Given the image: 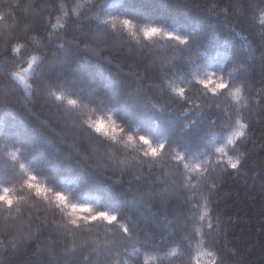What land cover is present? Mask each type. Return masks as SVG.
<instances>
[{
  "label": "snow or ice",
  "instance_id": "obj_1",
  "mask_svg": "<svg viewBox=\"0 0 264 264\" xmlns=\"http://www.w3.org/2000/svg\"><path fill=\"white\" fill-rule=\"evenodd\" d=\"M184 3L186 5L187 0ZM261 3L264 4V0ZM157 5L169 9L163 18L152 14L154 6ZM18 6L17 4L16 7ZM249 7L254 9V14L260 15L261 23L264 24V7ZM80 8L82 10L73 11L70 15V10L62 4L59 10L63 13V23L60 17L53 20V14L49 13L44 24L47 38L42 43L37 41L39 46L35 51L29 49L27 42L14 43L10 48L4 49L11 59L4 66H0V69L13 65L21 67L13 71L0 70V79L7 81V84H0V140L4 141L5 148L10 149L9 155L13 161L10 168L0 170V211L5 214V222L27 220L31 226L34 220L33 210L23 209L22 204H26L28 199L42 198L52 212L51 223L59 218L62 223L57 227L64 229L68 235L78 231L87 236L103 223L106 233H111L113 237L118 236L119 240L131 245L125 247L123 253L116 251V256L120 259L115 264H129L130 260L138 258L141 247L150 245L151 235L145 233L142 236L145 230L126 209L142 207L146 200L152 198L154 187L161 180L155 170L159 169L162 161L170 162L175 171L184 178L182 188H195L206 176L210 178L216 173L217 168H220L217 176L229 174V169L235 173L243 168L245 153L240 151V144L250 139L251 121L246 122L245 114V109L250 108V101L245 98V89L251 87V77L246 61L240 58L235 46L225 54L223 63H215L216 57L205 56L204 52L199 51L202 47L201 41L212 37H206L202 29H198L192 21L158 0H85ZM82 25L88 27V33L77 43L73 34L83 33ZM61 31L63 35L60 34ZM96 34H101L103 40L94 42L88 39ZM125 34L135 41L142 59L147 57L143 50L151 49L154 45L164 47L167 44L181 53L174 58L175 62L167 66L158 65L155 61L145 66L146 71H158L159 78L165 82L161 94H167V105L154 102L150 96L140 102L137 98L145 91L140 84L127 89L116 78H107V83L95 79L97 73L91 61L103 60L111 64V60L102 55V50L110 43H125ZM69 35H72L71 42L65 39ZM237 35L239 33L230 29L224 37L225 43ZM80 43L85 44L82 50L85 54L76 56L72 49L79 51ZM91 43H95V47H90ZM22 49L28 53L26 58L22 57ZM197 53L204 57L200 64L194 59V54ZM70 63L72 73L67 71ZM57 68L60 71L54 76H48L50 70ZM200 73H203V78L198 75ZM196 84L201 85L202 90L197 89L199 95L194 98L187 86ZM41 86L44 89L42 98L50 102L54 109L50 119L74 131L81 137L82 142L94 139L99 144H106L109 149H117L120 143L117 140V131L137 133L135 139L138 147L134 149L136 155L131 161L126 164L127 157L125 160L114 159V152L107 158L112 161V166H120L121 179L130 167L144 169L146 166L142 175L145 183L150 186L149 190L141 192L138 188L133 192L129 187L123 192H117L120 180L114 181L113 176L107 172L103 175L106 180L112 181L110 184H102L92 178L91 173L82 167V163L87 162V157L80 152L62 155L60 149L42 133L37 137L36 130L17 117L12 105L26 107L24 102L35 96ZM227 97L236 101L235 108L221 107L219 101ZM262 98L264 97L253 98L252 102L259 105ZM89 105L95 106L91 109L93 112H108L107 121L84 118L82 109H88ZM176 105L179 106V111L176 110ZM157 109L161 118L154 127L148 119ZM206 109H215L219 115L205 123ZM177 118L185 122L174 138ZM118 120L121 123L118 124ZM43 126L47 128L49 120H45ZM133 139L132 134L127 135L128 141ZM201 142H206L212 150L201 147ZM48 148H52L54 152L50 154ZM229 151L234 155H229ZM217 154L220 158L214 159ZM222 165L226 167H221ZM64 171H75L86 186L95 184L104 189L106 199L100 206L102 210L85 200L83 192H74L69 196L63 190H58V176ZM191 173L200 174L196 177L197 184H191ZM21 174H26L27 179L20 185L21 194L14 195L17 192L16 181ZM140 180L141 176L135 178L137 183ZM132 182L129 181L130 184ZM25 188L27 194L23 193ZM208 188L209 193L199 199L194 193L186 201H181L182 205H189L188 214L181 212L173 220L165 216L159 222L169 236L175 237L179 234L178 240L171 241L177 247L183 245L191 251L193 240L197 242V246L209 241L212 246L216 244L212 233L220 228V218L217 215L213 223L209 206L213 203L211 191L217 185L209 183ZM155 195L157 198L161 197L160 193ZM25 211L28 213L26 217ZM206 219L207 232L204 231ZM189 225L192 226L191 237L188 235ZM48 226L49 222L46 220L43 224H37L36 229L43 231ZM162 240L167 241L168 237H162ZM84 243L87 244L88 241L85 240ZM117 247L114 240L113 248ZM208 254L213 257L216 255L213 252ZM212 264H216L215 259Z\"/></svg>",
  "mask_w": 264,
  "mask_h": 264
},
{
  "label": "trees",
  "instance_id": "obj_2",
  "mask_svg": "<svg viewBox=\"0 0 264 264\" xmlns=\"http://www.w3.org/2000/svg\"><path fill=\"white\" fill-rule=\"evenodd\" d=\"M158 2L170 5L179 15L192 21L198 29H202L206 37H212L201 41L202 47L199 51L204 52L205 56L216 57L215 63H223L225 54H228L233 46L237 49L240 58L246 61L251 87L245 89V98L250 101V108L245 109V114L246 122L251 121V130L250 139L240 144V151L245 153L243 168L235 173L234 170L229 169V174L220 176L216 175L220 172V168H217L216 173L210 178L206 176L195 188L191 186L182 188L184 178L175 171L170 162H161L159 169L155 170L161 180L155 185L152 198L146 200L142 207L126 209V212L132 215L145 230L142 236L145 233L151 235L150 245L141 247L138 258L130 260L129 264H197V261L198 264H212L213 259L216 260V264H264V98L260 99L259 105L252 102L253 98L264 97V24L261 23L260 15L254 14V9L249 7L250 5L264 7V4L261 0H187L186 5L184 0H158ZM62 4L66 5L71 15L73 11L82 10L80 5H84L85 0H0V66H4L6 61L11 59V56L4 52V49L10 48L11 44L27 42L29 49L35 51L39 46L37 41L42 43L43 39L47 38L44 24L49 13L53 14V20L55 17H60L61 23L64 22L63 13L59 10ZM168 12L169 9L157 5L154 6L152 14L163 18ZM82 27L83 33L73 34L77 43L88 33V27L86 25ZM230 29L239 35L225 43L224 37ZM60 34L63 35V32L61 31ZM53 39L55 40V36ZM65 39L71 42L72 35ZM88 39L100 42L103 36L96 34L89 36ZM124 40L123 44L115 42L114 45L110 43L103 48L102 55L108 57L111 64L103 60L91 61L97 73L95 79L107 83V78H116L121 80L127 89L135 88L140 84L145 90L141 97L137 98L140 102L150 96L154 102L167 105V94H161L165 82L159 78L158 71H146L145 66L153 61L158 65L167 66L175 62L174 58L181 53L167 44L164 47L154 45L151 49L143 50L147 53V57L142 59L135 41L130 40L127 34ZM89 46L95 47V43ZM84 48L85 44L80 43V50L74 48L72 51L76 56H82L85 54L82 51ZM217 53L220 55L217 56ZM21 54L26 58L28 53L22 49ZM194 59L200 64L204 57L198 56L197 53L194 54ZM20 67L21 65H13L0 70L13 71ZM58 71H60L58 68L52 69L48 76H54ZM67 71L73 72L71 63L67 66ZM198 75L203 78V73ZM0 84H7V81L0 79ZM187 87H190V93L194 98L199 95L197 89L202 90V86L198 84ZM43 92L41 86L35 96L24 102L26 107L19 104L12 105L17 117L31 129L36 130L37 137L42 133L60 149L62 155L80 152L82 156L87 157V162L82 163V167L91 173L92 178L101 181L102 184H110L112 181L106 180L103 175L107 172L108 175L113 176L114 181L120 180L117 192H123L129 187L133 192L138 188L141 192L149 190L150 186L145 183L142 175L146 171V166L144 169L130 167L121 179L120 166H112V161L107 158L114 152V159L125 160L127 157L126 164L131 161L136 155L134 149L138 147L135 139L137 133L117 131V140L120 142L117 149H109L106 144H99L94 139L82 142L81 137L74 131L50 119L54 109L50 102L42 98ZM219 102L222 108L233 109L236 106V101L231 97L221 98ZM94 107L89 105L88 109H82L84 118L94 121L103 119L106 122L109 113L93 112L91 109ZM175 107L177 111L180 110L178 105ZM206 113L205 123L213 116L219 115L215 109L211 111L206 109ZM160 118L161 114L157 109L153 111L148 122L155 127L156 121ZM45 120H49L47 128L43 126ZM184 122L180 118L176 119L174 138L179 134ZM117 123L121 122L118 120ZM128 134L134 136L133 141L127 140ZM201 147L212 150L206 142H201ZM9 151L10 149L5 148L4 141L0 140V170L10 168L13 164ZM47 151L50 154L54 152L52 148H48ZM228 154L234 155L231 151ZM218 158H220L219 154L214 157V159ZM199 175V173H191V184H197L196 177ZM137 176H141L138 183L135 182ZM26 179L27 175L21 174L16 181L17 192L14 195L21 194L20 185ZM129 181L133 182L130 184ZM58 183V190H63L66 195L83 192L85 200L92 202L98 210H102L100 206L106 199L102 187L95 184L84 185L75 171L61 172ZM209 183L217 185V188L211 191L213 203L209 206L213 223L217 215L220 218V228L212 233L217 242L214 246L210 241L197 246V242L193 240L191 251L183 245L177 247L171 241L178 240L179 234L175 237L169 236L159 222L164 220L165 216L173 220L181 212L188 214L189 205L187 203L182 205L181 201H186L194 193L197 199L207 195L210 191ZM23 193L27 194L26 188L23 189ZM155 193H160L161 197L157 198ZM32 195L34 196V193ZM22 208L33 210L34 220L31 226L27 220L5 222V214L0 211V264H115L120 259L116 256V251L123 253L125 247H131L128 242L119 240L118 236L113 237L111 233H106L103 223L100 228L93 229L87 236L81 235L78 231L68 235L64 229L57 227L62 223L59 218L55 219V223H51L52 212L42 198L28 199L26 204H22ZM27 214L25 211V217ZM46 220L49 226L43 231H37L36 225L43 224ZM206 225L207 219L204 224L205 232L208 231ZM188 228V235L191 237L192 226L189 225ZM166 236L168 240L163 241L162 237ZM85 240L88 241L87 244L84 243ZM114 240L118 245L117 248H113ZM209 252L216 255L209 256Z\"/></svg>",
  "mask_w": 264,
  "mask_h": 264
}]
</instances>
